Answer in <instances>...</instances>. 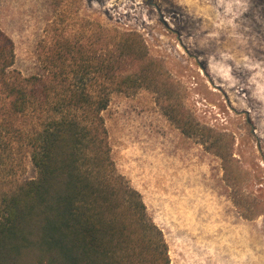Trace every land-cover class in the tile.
Here are the masks:
<instances>
[{
    "label": "rangeland",
    "instance_id": "374dc122",
    "mask_svg": "<svg viewBox=\"0 0 264 264\" xmlns=\"http://www.w3.org/2000/svg\"><path fill=\"white\" fill-rule=\"evenodd\" d=\"M101 28L144 39L130 74L158 71L103 114L117 170L163 231L170 264H264V0H0L25 76L43 72L53 31ZM36 174L28 157L18 182Z\"/></svg>",
    "mask_w": 264,
    "mask_h": 264
},
{
    "label": "trees",
    "instance_id": "16d2710c",
    "mask_svg": "<svg viewBox=\"0 0 264 264\" xmlns=\"http://www.w3.org/2000/svg\"><path fill=\"white\" fill-rule=\"evenodd\" d=\"M56 31L39 46L43 72L28 76L0 31V264H170L163 231L117 170L103 114L115 92L158 72L128 71L144 39ZM28 157L37 174L19 183Z\"/></svg>",
    "mask_w": 264,
    "mask_h": 264
},
{
    "label": "bare ground",
    "instance_id": "6f19581e",
    "mask_svg": "<svg viewBox=\"0 0 264 264\" xmlns=\"http://www.w3.org/2000/svg\"><path fill=\"white\" fill-rule=\"evenodd\" d=\"M127 5V4H126ZM139 9V8H138ZM142 12V11H141ZM125 13V12H124ZM262 176V175H261ZM213 182V181H212ZM202 186V185H201ZM255 187V186H254ZM207 188V187H206ZM210 188V187H209ZM258 189V188H257ZM201 194V193H200ZM203 197V196H202ZM198 199H199V197H198ZM204 202V201H203ZM199 205V204H198ZM207 207V206H206ZM228 208V207H227ZM200 212H201V210H200ZM210 235V234H209ZM233 237V236H232Z\"/></svg>",
    "mask_w": 264,
    "mask_h": 264
}]
</instances>
